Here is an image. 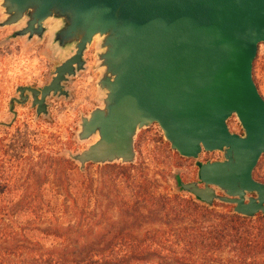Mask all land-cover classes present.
Masks as SVG:
<instances>
[{"label":"water","instance_id":"1","mask_svg":"<svg viewBox=\"0 0 264 264\" xmlns=\"http://www.w3.org/2000/svg\"><path fill=\"white\" fill-rule=\"evenodd\" d=\"M1 6L3 24L26 19L20 35L41 36L46 19L60 20L53 41L74 47L48 84L18 89L21 97L30 93L37 114L46 113L50 95L67 94L63 82L84 68L85 50L100 38L104 71L97 84L104 97L81 118L78 138L97 137L72 155L81 169L133 163L136 133L157 123L181 157L222 152L223 159L200 163L199 181L178 180L183 191L209 207L219 200L242 216L264 215V183L253 176L264 154V97L253 76L264 44V0H1ZM233 115L243 134L230 130Z\"/></svg>","mask_w":264,"mask_h":264},{"label":"trees","instance_id":"2","mask_svg":"<svg viewBox=\"0 0 264 264\" xmlns=\"http://www.w3.org/2000/svg\"><path fill=\"white\" fill-rule=\"evenodd\" d=\"M263 58L257 55L254 69ZM5 158L0 165V264H264L262 214L220 211L160 191L154 179H135L130 170L136 164H106L104 176L125 177L131 189L115 205V220L103 207L92 210L91 196L75 193L78 184L90 191L92 179L71 158L59 153L52 159L54 169L48 157L43 165L29 166L20 155ZM52 175L55 184L48 179Z\"/></svg>","mask_w":264,"mask_h":264},{"label":"rangeland","instance_id":"3","mask_svg":"<svg viewBox=\"0 0 264 264\" xmlns=\"http://www.w3.org/2000/svg\"><path fill=\"white\" fill-rule=\"evenodd\" d=\"M5 19L6 14L0 0V165L3 160L8 161L6 156L10 159L20 155L26 166L43 165V159L48 157L51 161L59 153L72 159V155L86 149L97 138L80 140L77 134L80 131L81 118L89 116L94 108L102 106L104 92L97 84L104 71L97 57L102 51L100 38L95 37L85 50L84 68L75 75L68 76L63 82L67 94L50 95L46 99V113L37 114L36 108L32 106L30 93L25 91L29 102H24L20 99L18 89L22 86L41 88L48 84L55 67L73 53L74 47L61 48L53 41L54 32L61 25L60 20L46 19L44 33L37 36L29 33L17 34V31L25 27L26 19L3 24ZM12 31H15V35L10 40ZM257 55L264 56V44L260 45ZM261 61L263 64H259L257 69L253 67V76L264 97V58ZM228 126L232 132L243 134L235 115L229 118ZM134 147L136 154L133 163L117 161L108 164H136V170H130L135 179H154L158 182L160 191L176 192L197 202L200 201L194 195L179 187L178 180L185 183L199 181L200 163L223 159L220 151H202L198 158L181 157L170 148L157 123L138 130ZM73 161L81 169L79 162ZM51 162L52 168H56L53 160ZM106 164L87 163L81 170L92 179L91 189L86 191L78 184L75 193L81 194V198L91 196L92 210L105 209L108 213L115 214L114 219L118 220L119 212L115 205L122 197L130 195L131 189L127 188L125 177L118 175L114 180L112 176L105 177L102 166ZM255 174L264 181V154ZM48 179L55 184L56 175L49 176ZM76 180H82L81 173L77 172ZM128 183L131 185L129 180ZM214 207L220 211H233L232 204L219 200L214 201ZM122 225L121 222L115 223L113 227Z\"/></svg>","mask_w":264,"mask_h":264},{"label":"flooded vegetation","instance_id":"4","mask_svg":"<svg viewBox=\"0 0 264 264\" xmlns=\"http://www.w3.org/2000/svg\"><path fill=\"white\" fill-rule=\"evenodd\" d=\"M15 33V31H12L11 32V34H10V36H9V38H10V40H12L11 38L12 37H14V34ZM27 95V93H23V96L20 98V99H23L22 101H24V102H29V99L27 100L26 98H25V96ZM24 97V98H23ZM11 110H13V107L11 108ZM259 163V162H258ZM257 167H258V164H257V166L255 167V169H254V171H253V176H254V178L256 179V180H258V181H261V182H263L264 183V181L262 180V179H260L259 177H257V175L255 174V172H256V170H257ZM251 195H253V194H251ZM258 214H261V213H258ZM257 214V215H258Z\"/></svg>","mask_w":264,"mask_h":264}]
</instances>
